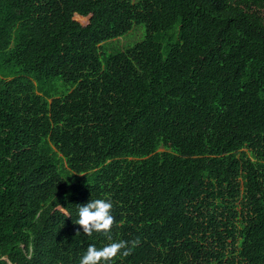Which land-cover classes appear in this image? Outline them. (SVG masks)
Returning <instances> with one entry per match:
<instances>
[{
	"label": "trees",
	"instance_id": "trees-1",
	"mask_svg": "<svg viewBox=\"0 0 264 264\" xmlns=\"http://www.w3.org/2000/svg\"><path fill=\"white\" fill-rule=\"evenodd\" d=\"M111 240L108 264H264V0H0V264Z\"/></svg>",
	"mask_w": 264,
	"mask_h": 264
},
{
	"label": "clouds",
	"instance_id": "clouds-1",
	"mask_svg": "<svg viewBox=\"0 0 264 264\" xmlns=\"http://www.w3.org/2000/svg\"><path fill=\"white\" fill-rule=\"evenodd\" d=\"M112 209L111 198L104 196L91 198L87 203L79 205L75 222L82 226V231L85 234H91L93 231L108 234L115 219ZM77 231L80 232V229ZM126 244L127 241L124 240H111L110 243H106L102 247L89 244L79 257L78 264H108V261L122 248L125 253L130 250L125 247Z\"/></svg>",
	"mask_w": 264,
	"mask_h": 264
},
{
	"label": "rangeland",
	"instance_id": "rangeland-1",
	"mask_svg": "<svg viewBox=\"0 0 264 264\" xmlns=\"http://www.w3.org/2000/svg\"><path fill=\"white\" fill-rule=\"evenodd\" d=\"M89 16L83 17L79 15H75L74 19L81 23L82 25H87L89 23ZM146 35V28L145 26H134L132 31L129 32L126 36L123 38H119L116 40L111 41L110 43L106 44L107 50H112L115 48H121L124 49L126 46H133L137 42H140L144 39ZM109 52V51H107Z\"/></svg>",
	"mask_w": 264,
	"mask_h": 264
}]
</instances>
